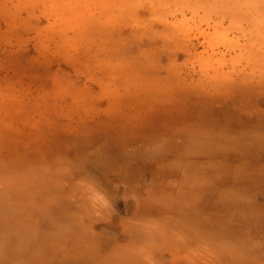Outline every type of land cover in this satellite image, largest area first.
Segmentation results:
<instances>
[{"label":"rangeland","instance_id":"obj_1","mask_svg":"<svg viewBox=\"0 0 264 264\" xmlns=\"http://www.w3.org/2000/svg\"><path fill=\"white\" fill-rule=\"evenodd\" d=\"M261 102L264 0H0V264L40 227L51 251L52 215L103 208L121 169Z\"/></svg>","mask_w":264,"mask_h":264},{"label":"crops","instance_id":"obj_2","mask_svg":"<svg viewBox=\"0 0 264 264\" xmlns=\"http://www.w3.org/2000/svg\"><path fill=\"white\" fill-rule=\"evenodd\" d=\"M254 108L225 136L198 126L121 169L103 208L53 214L48 228L66 230L46 251L40 227L19 264H264V102Z\"/></svg>","mask_w":264,"mask_h":264}]
</instances>
